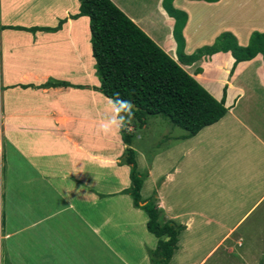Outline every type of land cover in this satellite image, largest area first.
I'll use <instances>...</instances> for the list:
<instances>
[{"label": "crops", "instance_id": "obj_1", "mask_svg": "<svg viewBox=\"0 0 264 264\" xmlns=\"http://www.w3.org/2000/svg\"><path fill=\"white\" fill-rule=\"evenodd\" d=\"M112 1L179 61L176 19L165 9L164 0ZM173 7L188 14L183 29L186 54L213 44L226 31L243 46L254 31L264 32V25L255 24L258 18L264 23V0H174ZM79 10L80 0H0V76L5 82L0 155L3 136L14 135L15 162L8 163L7 170L22 185L26 208L11 213L15 222L28 217L24 226L11 223L8 214V219L3 218L1 237L8 240L2 247L5 264H152L150 250L158 244L147 228L146 212L125 191L131 179L130 166L121 162L127 147L121 130L109 136L97 132L99 123L110 115L109 97L96 89L101 81L90 18L71 17ZM23 19L33 24H19ZM62 19L61 29L53 32L5 28L56 27ZM234 63L231 51L181 63L215 98L225 97L228 111L192 137L184 138L186 130L179 132L176 148L170 147L173 154L188 156L193 175L186 185L194 183V171L205 155L219 156L209 163L214 173L202 191L208 199L217 193L222 203V207H206L189 215L170 264H186L182 253L190 248L184 241L195 225L202 222L208 228L228 229L209 256L231 238L237 226L225 228L219 214L237 206L246 216L264 200V58L258 54L233 69ZM133 148L138 164V150ZM173 154L164 152L149 160L141 189L142 197L149 199L145 197L148 185L156 173L165 175L152 194H157L162 222L179 218L165 191L185 186L175 172L164 174ZM247 199L256 201L249 204ZM231 244L236 247V242ZM232 245L226 248L227 254L235 253Z\"/></svg>", "mask_w": 264, "mask_h": 264}, {"label": "trees", "instance_id": "obj_2", "mask_svg": "<svg viewBox=\"0 0 264 264\" xmlns=\"http://www.w3.org/2000/svg\"><path fill=\"white\" fill-rule=\"evenodd\" d=\"M174 0H164L167 12L175 17L174 35L178 42L179 61L174 59L112 0H80V10L72 18L88 16L96 74L101 85L96 89L107 97L119 93L132 100L135 117L125 130H121L126 149L122 163L130 166L131 185L125 191L134 205L148 215L147 228L158 238L155 249L150 250L152 264H170L179 248L180 235L186 225L175 220L162 222V209L155 194L144 199L141 189L147 171L138 170L136 152L132 147L136 132L143 129L149 116L163 115L187 131L184 138L196 135L204 127L219 121L228 111L225 97L218 100L182 65L192 64L217 52H232L233 69L242 61L262 54L264 58V32L254 31L249 43L240 45L229 31L221 33L211 45H204L186 54L183 29L188 18L184 10L173 7ZM218 1V0H208ZM65 19L56 27L9 26L5 28L26 31L53 32L61 29ZM226 94V89L224 90ZM144 203V204H143ZM11 264V263H6Z\"/></svg>", "mask_w": 264, "mask_h": 264}, {"label": "rangeland", "instance_id": "obj_3", "mask_svg": "<svg viewBox=\"0 0 264 264\" xmlns=\"http://www.w3.org/2000/svg\"><path fill=\"white\" fill-rule=\"evenodd\" d=\"M234 16L236 18V14ZM19 24L31 25L33 23H31L29 20L23 19L22 23ZM255 24L257 26L264 25L261 18L256 19ZM2 25L3 23L0 20V33ZM4 84L5 82L0 76V123L2 121L1 114ZM147 122L148 126L144 129H140L136 134L133 145V147L138 150V165L141 172H145L147 170L146 168L149 165V160L156 156V154H161L164 152L173 154V149L170 147L176 148L177 142L175 137L179 135V132H186L183 128L175 126L169 118L163 115L149 116ZM13 140L14 135L7 134V136H3V153L0 155L1 264H5V261L3 260L5 259V250H2V247L8 243V240L5 241V238L1 237V234L4 233L2 231L3 218H6L8 214V216L11 217V223L18 224L20 226L28 224L27 215L23 218H20L18 222H15L14 218L12 217L13 214L11 213L12 209L26 208V205L22 202L24 199V196L21 193L22 185H17L13 175L7 170L8 163L14 165L15 162L11 144L14 143ZM170 150L172 151L170 152ZM209 154L205 155L200 166L198 165L194 171L196 179L192 185L191 182L189 185H186L187 179L193 175L189 169V166L187 165V154H180V156H182L181 162H179L180 156L173 154L175 157L169 160L168 164L166 165L164 174L175 172L176 174L174 175L176 179H183L184 184L182 185H185L184 188L180 186L179 190L170 188L168 189L169 192L165 191L166 201L170 202L172 208H174V212L179 214V218L176 220L179 223L182 222V224H185L189 218V215L194 213L196 210H203L206 207L217 208V205H221L222 207V203L218 202L220 196L217 193L213 192L212 199H208L205 195L206 191L204 189L202 191L203 186L206 185V179H209L210 175L214 173L210 169L209 163L219 158V156H213ZM206 162L208 163L205 164ZM179 166L181 167V170H175V168ZM164 180L165 175L161 177V174L156 173L154 182L148 185V190L145 194V197H152L156 186ZM172 180H174V178ZM109 188L110 185L106 187V190H109ZM155 196H157V194H155ZM249 201L254 203L256 199H247V202L251 204ZM243 211L245 210L238 208L237 206L234 208L233 206L232 209H226L223 211V214H219L218 218L223 223H225V228L233 227L235 225L237 226L234 230V233L231 234V238L224 242V244L219 245L215 252L209 256H207L208 252L228 232V229H217L216 227L211 226L208 228L202 222L198 223V225H195L194 229L190 231H194V233H191L188 239L184 241V245H187L190 248L188 252L182 253V257H185L184 262L186 264H195L199 263L205 258V261L202 264H250V262L254 264H264V200L258 203V205L246 216H244L245 212ZM6 229L9 230L8 221H6ZM188 240H192V242ZM231 242H236V247H234ZM230 245H232L235 249V253L227 254L225 251ZM177 261H179V259Z\"/></svg>", "mask_w": 264, "mask_h": 264}, {"label": "clouds", "instance_id": "obj_4", "mask_svg": "<svg viewBox=\"0 0 264 264\" xmlns=\"http://www.w3.org/2000/svg\"><path fill=\"white\" fill-rule=\"evenodd\" d=\"M107 99L110 115L104 118L97 128V132L104 136H109L116 130L127 129L135 117V105L132 100L121 98L119 93ZM194 222L193 218L189 221L188 227Z\"/></svg>", "mask_w": 264, "mask_h": 264}, {"label": "water", "instance_id": "obj_5", "mask_svg": "<svg viewBox=\"0 0 264 264\" xmlns=\"http://www.w3.org/2000/svg\"><path fill=\"white\" fill-rule=\"evenodd\" d=\"M135 108L137 109V107L135 106Z\"/></svg>", "mask_w": 264, "mask_h": 264}]
</instances>
